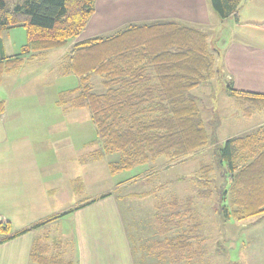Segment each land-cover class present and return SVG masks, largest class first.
<instances>
[{"label": "trees", "instance_id": "16d2710c", "mask_svg": "<svg viewBox=\"0 0 264 264\" xmlns=\"http://www.w3.org/2000/svg\"><path fill=\"white\" fill-rule=\"evenodd\" d=\"M240 1L209 0L223 20L237 17ZM94 4L95 0H0V34L17 26L26 30L20 52L0 58V80L27 60L44 57L47 51L77 38L93 14ZM255 24L264 27V22ZM216 62L207 34L196 27L175 21L129 23L113 34L78 40L70 46L61 72L75 75L78 83L60 92L57 102L64 108L87 111L95 129L94 160L119 154V160L108 165L110 173L153 164L162 157L168 165L173 164L212 143L190 91L217 75ZM226 91L244 116L264 112V93L231 85ZM3 111L4 102L0 101V115ZM217 154L225 166L227 182L219 191L220 199L227 200L219 207L222 215L241 220L264 213V125L227 138L218 145ZM196 171L192 178L196 194L171 197L153 214L155 234L161 237L155 241L161 252L158 258L171 264H192L202 253V217L195 198L209 199L216 192L212 186L215 166L201 163ZM29 230L11 235L9 222L1 219L0 242ZM31 261L74 264L61 253L48 254L39 242L32 247Z\"/></svg>", "mask_w": 264, "mask_h": 264}, {"label": "rangeland", "instance_id": "374dc122", "mask_svg": "<svg viewBox=\"0 0 264 264\" xmlns=\"http://www.w3.org/2000/svg\"><path fill=\"white\" fill-rule=\"evenodd\" d=\"M109 3V0H95L94 12L87 25L88 29L102 31L93 37L113 34L129 23L156 21L188 24L207 34L209 47L216 53L218 73L210 82L199 85L190 93L198 102L209 135L213 137L212 143L200 152L173 164L168 165L162 157L153 164L138 165L112 174L108 165L119 160L118 153L105 154L98 160L90 158L95 148L91 145V140H95V129L86 110L81 112L72 109L67 116L64 112L59 114L57 92L75 87L78 83L77 77L60 74L59 67L54 65L51 72H45L47 79L38 83L27 82L28 79L23 75H27V71L32 69V66H28L23 70L24 73L11 74L8 77L5 75L0 83V101L4 102V106L7 105L9 113L4 118L0 115V155L13 153L12 143L19 139L32 140L30 145L40 141L37 146L30 149L28 147L26 153L33 154L37 149L40 154L46 155L43 160L47 173H57L69 166L70 169L66 170L72 175H79L82 183L71 194H57L54 202H48L43 209L30 208L29 211L22 210L18 214L30 212L27 225L37 231L35 238L44 231H49L43 241H49L50 245L58 244L64 257H73L79 251L76 235L82 232L85 218L93 217L94 226L98 225L96 218L102 220L100 226L115 252L119 250L116 237L122 232L126 233L132 256L131 264H158L141 256L145 252H156L158 248L155 240L161 239L155 234L156 223L152 214L171 197L195 195L192 178L201 163H208L215 166L212 186L216 192L209 199L195 198V206L202 217L201 235L204 240L201 241L202 253L194 257L192 264H264V213L241 220L225 218L222 215L219 207L227 204V200L220 199L219 191L227 187V182L224 177L225 166L219 163L217 154L218 145L225 138L250 133L264 120V114L260 112L246 118L234 97L226 91L229 73L224 62V47L235 40L251 36L254 39L260 32L264 33L255 26L256 22H264V0H241L237 17L229 16L224 20L207 0V14L199 24H191L184 18L174 17L180 4L175 0H115L108 7ZM74 40L75 38L69 40L63 47L49 50L44 64L39 68H49L50 61L61 57L56 56L62 55ZM25 41L24 27L3 30L0 34V58L18 54ZM55 53L58 54L55 56ZM52 78H55L52 80L53 84L50 83L52 87H48L47 82ZM19 104L25 106V115L24 118L15 119L14 111ZM47 108L55 109L56 113L48 114ZM54 122L56 126L52 127ZM29 123L35 124L29 127ZM68 152L74 161L71 159L67 162L61 156ZM74 208L77 211L60 216L55 223L41 229L35 227L39 223H42L40 226L44 225L48 223L45 222L47 219ZM17 222L23 225L20 221Z\"/></svg>", "mask_w": 264, "mask_h": 264}, {"label": "crops", "instance_id": "0c3cea01", "mask_svg": "<svg viewBox=\"0 0 264 264\" xmlns=\"http://www.w3.org/2000/svg\"><path fill=\"white\" fill-rule=\"evenodd\" d=\"M114 1L115 0H109V6L108 4L106 5L110 7L111 3H113ZM175 1L180 2V4L174 17L178 16L182 19L184 18L191 24L201 23L203 16L207 14V0ZM255 26H257L259 30L264 31V27L258 25ZM88 28L89 25H86L84 28L85 30H83V32L79 34L77 38H75L70 46L78 40H84L93 37L94 35H98V33H101L100 31H102ZM83 33H85V35H83ZM70 46L61 53L62 55L55 53V56L58 54L56 56L57 58L59 56L61 57H59L56 61H50L49 68H39L45 62V57L49 52L47 51L44 54V57L29 59L19 69L5 73L2 76L0 83L3 82L5 75L8 77L11 76V74L22 73L23 70L28 66H32V69L27 71V75H23V77L28 79L26 80L27 82L38 83V81L47 79L45 78V72H51L54 65L55 67H59V73L62 74L61 66L63 57H65ZM224 49V62L226 70L229 73L228 85H231L233 88L238 90L264 93V33L260 32L259 35L254 39L251 36L245 39L235 40L233 43H230L229 46L227 45L226 48L224 47ZM53 79L55 78H52L47 82L48 87H52L50 83L53 84ZM62 91L64 90L58 91V95ZM18 96L21 97L22 95ZM56 104L60 105L57 100ZM24 107L25 106L20 104L16 107L14 111L15 119H18L20 117L24 118ZM47 109L48 114L56 113L55 109ZM63 109H65L66 111H63ZM72 109L77 111L81 110V112H83L84 110L82 108L70 107H68L67 109L60 105L59 114H61V112H64L67 116ZM260 113L264 114V112ZM7 114H9L8 108L7 105H5L1 117L4 118V116ZM74 119L76 120V117ZM33 124L35 123H29L28 126L30 127ZM54 125L56 126L55 122L51 124L52 127ZM262 125H264V120H262L261 124H259L258 126ZM229 137L232 136L230 135L227 138ZM227 138H225V140ZM22 140L23 139H19L12 143L13 153H8L3 156L0 155V216L2 219L9 222V234L11 235L24 229H30L28 228L29 225H27V223L30 221V212L21 214H18V212H22V210L29 211L30 208L37 210L43 209L48 202H54L55 196L57 194H60L61 192H64L65 194H71L72 191L74 190L75 192V190L78 189L77 186L82 183L79 175H77L76 173L72 175L68 171L70 169L69 166L64 167L60 172L57 173H47L45 171V161L43 160L46 159V155L40 154V151H38L37 149L34 150L33 154L26 153V149H28V147L30 149V147L37 146L36 144H40V141L35 143L34 145H30V142H32V140ZM67 145L71 146L70 144ZM91 145L93 146V140H91ZM59 150H61V148H59ZM61 156L67 162L71 161V159L73 158L70 152H68L64 156ZM90 158L94 160L92 154H90ZM72 161H74V159H72ZM75 210L77 211V209ZM72 213L73 212H71L70 214ZM37 214L35 217H37ZM14 219L20 221L21 223H23V225L19 224V222ZM57 220L58 219L49 221L48 223L36 228L41 229L46 225L55 223ZM94 220L95 219L93 217H86L83 221L82 232H78V234L76 235V242L79 249V251L76 252V255L73 257H63L65 259L72 260L74 264H131L130 259L132 258V256L129 247V240L126 233L122 232V234L116 237V239L119 241V250L115 252L111 248V243L107 237V234L103 232L100 226L102 220L96 218V222L98 223V225L95 226L93 225ZM36 232V230L30 229L29 231L15 238L0 242V264H33V262L31 261V250L36 242H39L42 246H44L48 254H62L58 244L50 245L48 243L49 241H46V243L43 241L44 238H47V234L49 233V231H44L38 238H35L34 236L36 235ZM160 253L161 252L157 250L154 253H142L141 256L149 261H156L158 264H171L168 259L164 260L163 262H158L159 260H161L159 259Z\"/></svg>", "mask_w": 264, "mask_h": 264}, {"label": "built area", "instance_id": "2783aa9c", "mask_svg": "<svg viewBox=\"0 0 264 264\" xmlns=\"http://www.w3.org/2000/svg\"><path fill=\"white\" fill-rule=\"evenodd\" d=\"M2 218H1V216H0V220H1Z\"/></svg>", "mask_w": 264, "mask_h": 264}]
</instances>
